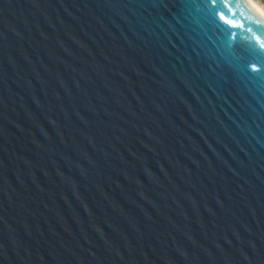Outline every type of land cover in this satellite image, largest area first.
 <instances>
[{"label":"water","instance_id":"water-1","mask_svg":"<svg viewBox=\"0 0 264 264\" xmlns=\"http://www.w3.org/2000/svg\"><path fill=\"white\" fill-rule=\"evenodd\" d=\"M223 3L0 0V264H264V15Z\"/></svg>","mask_w":264,"mask_h":264},{"label":"snow or ice","instance_id":"snow-or-ice-1","mask_svg":"<svg viewBox=\"0 0 264 264\" xmlns=\"http://www.w3.org/2000/svg\"><path fill=\"white\" fill-rule=\"evenodd\" d=\"M203 3L211 9L212 13L215 16H218L219 19L226 25L231 27H236L235 24L224 15V12L217 9V4H221L222 7L227 8L228 5L223 3V0H203ZM251 32V29H249ZM255 43L252 45L254 49H258L259 52H264V39L259 37H253ZM245 69L249 74H261L264 75V62L261 61H249L245 64Z\"/></svg>","mask_w":264,"mask_h":264},{"label":"bare ground","instance_id":"bare-ground-1","mask_svg":"<svg viewBox=\"0 0 264 264\" xmlns=\"http://www.w3.org/2000/svg\"><path fill=\"white\" fill-rule=\"evenodd\" d=\"M257 8L258 10L264 15V9L261 5H259L255 0H250Z\"/></svg>","mask_w":264,"mask_h":264},{"label":"rangeland","instance_id":"rangeland-1","mask_svg":"<svg viewBox=\"0 0 264 264\" xmlns=\"http://www.w3.org/2000/svg\"><path fill=\"white\" fill-rule=\"evenodd\" d=\"M259 5H261L264 9V0H255Z\"/></svg>","mask_w":264,"mask_h":264}]
</instances>
